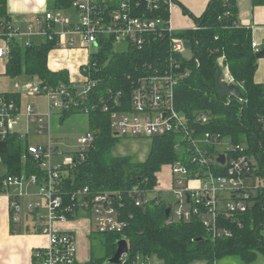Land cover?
<instances>
[{
    "label": "built area",
    "instance_id": "1",
    "mask_svg": "<svg viewBox=\"0 0 264 264\" xmlns=\"http://www.w3.org/2000/svg\"><path fill=\"white\" fill-rule=\"evenodd\" d=\"M141 1L71 0V7L77 12L75 18L60 11L45 10L41 16L28 21L25 35L42 36L53 41L57 47L81 46L85 50L86 59L78 66L81 86H49L30 82L24 95H43L47 99L45 113L34 112V107L29 103L20 111L19 104L0 94V141L6 142L12 135L21 116L28 122L35 123L36 133H46L49 137V119L54 110L86 115L98 110L108 115L110 131L119 137H152L169 132L178 133L195 147L192 163H196L198 169L190 172L179 162L170 164L168 189H159L158 182L150 191L133 186L130 195L134 205L141 206L152 199L155 202L163 199L169 204L168 219L171 221L189 220L196 216L213 240L221 236L228 237L231 231L219 225V218L224 215L235 222V214L247 210L253 192L263 186V178L255 174L254 158L246 153L243 143L231 144L228 140L224 141L225 137L219 133L208 131L195 135V127L190 125L191 119L178 113L174 90L180 80L189 76L187 70H182L181 59L189 58L183 52L190 49V45L185 48V39L173 35L176 30L169 18L172 0H167V18L152 14L160 10V0H145V10H140ZM0 27L4 28L3 35L6 38L12 39L21 34L2 18ZM55 27H59V31ZM167 35L168 54L158 65L138 63L132 67L134 75L125 74L129 81L127 98L122 99L125 93L121 88L108 87L104 91H98L101 78L98 75L95 78L91 76L90 66L96 68L98 62L92 61V58L98 55L106 43H110L114 50L131 49L142 52L152 42ZM61 37H66L65 42ZM30 44L29 41L25 42V46ZM121 44L125 47H121ZM251 46L255 52L259 50L256 42L252 41ZM8 53V46L0 47V57L7 56ZM222 70L223 81L233 83L228 68ZM94 92L95 97L92 98ZM193 121L205 123L207 117L204 113H199L194 116ZM256 122L264 133V112L257 114ZM24 135L18 134L17 139H22ZM94 140V132L87 130L79 136L77 149L58 164L53 162L58 151L54 149L50 139L45 145H28L27 151L37 162L42 174L21 173L0 177V193L8 197L12 222L21 223L27 218L32 230L47 237V245L33 252L36 264H83L77 259L75 236L67 231L56 230L53 226L56 220H69V217H75L82 211L93 215L94 229L98 233H121L125 228L126 223L120 218L112 192H91L87 185L71 189L61 186L58 169L61 166L73 167L82 162ZM200 143L212 145L215 152L208 154L207 150H200ZM222 146L223 150H218ZM221 153L224 154L223 163L217 161ZM219 164H222V172L215 173L212 167L221 166ZM25 184L37 187L36 193L32 194L34 198L28 200L26 205L22 202V198L28 195L22 188ZM12 188H17V191L12 192ZM43 206L45 211H42ZM148 258L136 254L130 259L127 250L119 257V263L113 264H148Z\"/></svg>",
    "mask_w": 264,
    "mask_h": 264
},
{
    "label": "trees",
    "instance_id": "2",
    "mask_svg": "<svg viewBox=\"0 0 264 264\" xmlns=\"http://www.w3.org/2000/svg\"><path fill=\"white\" fill-rule=\"evenodd\" d=\"M70 1L53 0V7H69ZM251 2L252 5L264 4V0ZM167 3V0H160V10L152 14L167 18ZM139 7L140 10L146 9L145 0L139 3ZM183 13L187 11L183 10ZM0 15L8 19L4 0H0ZM192 17L195 28L173 33L189 41L192 53L188 59H181L182 70H187L189 76L180 80L175 87L176 109L179 114L191 119L190 125L195 127V135L208 131L219 133L231 144L243 143L246 153L254 157V171L263 178V186L255 191L256 195L251 197L247 210L235 214V222L224 215L219 218V225L229 229L231 235L214 240L205 231L199 217L192 216L189 220L181 221L168 219L165 211L169 204L163 199L159 202L152 199L144 205L135 206L130 195L131 188L138 186L145 191L152 190L162 166L179 162L190 172L197 170L199 166L192 163L195 147L178 133L169 132L148 138L150 147L144 161H135L129 154L116 155L113 150L120 137L111 133L107 114L93 111L88 123L89 129L94 132V144L82 162L58 169L61 186L71 189L87 185L91 192H112L120 218L126 225L121 233L102 234L100 242L104 247L103 254L97 257L91 249L90 261L86 264H103L106 258L113 255L115 241L120 237L127 241L130 259L136 254L147 257L155 255L163 264H190L196 259H205L207 264H212L223 257H236L242 263L250 264L257 255L264 257V133L256 122L257 114L264 112V83L254 80L258 58L251 46V29L239 22L236 0H208L203 12L198 17ZM168 40L167 35L152 42L142 52L131 49L114 51L110 43H106L92 58V61L98 62L96 68L90 66L91 76L101 78L98 91L108 87L121 88L125 93L122 99L127 98L129 81L125 74L132 73V67L138 63L158 65L168 54ZM8 45L6 70L9 75L25 73L41 84L70 85L65 70L51 71L47 67V53L53 48V41L46 39L22 46L9 39ZM217 65L221 69L228 68L233 84L243 94L242 98L234 95L220 98L217 95L214 87ZM0 94L19 104L20 97L15 93ZM199 113L206 115L205 123L193 121ZM6 143L7 150L0 153L6 167L4 176L42 174L37 162L19 139L9 137ZM198 148L207 150L208 154L215 152L209 144L200 143ZM219 165L212 167L215 173L222 172V164ZM72 218L69 217V220Z\"/></svg>",
    "mask_w": 264,
    "mask_h": 264
},
{
    "label": "crops",
    "instance_id": "3",
    "mask_svg": "<svg viewBox=\"0 0 264 264\" xmlns=\"http://www.w3.org/2000/svg\"><path fill=\"white\" fill-rule=\"evenodd\" d=\"M208 0H172L171 9L169 12V18L171 24L175 30L182 31L186 29H192L195 27L192 16H199L207 5ZM237 5V16L238 20L242 25L248 26L251 29V38L252 41L256 42L258 48L261 49L264 47V4L252 5L251 0H236ZM71 7L65 8H54L53 0H4V9L8 19H4L2 15L0 18L9 22L11 27L17 28L20 35H17L12 38V40L17 41L22 46H25V42L29 41L30 43H40L44 42L46 39L42 36H28L25 35L26 24L28 21L33 20L35 17L41 16L45 10L49 11H60L64 15H69L70 13H65ZM183 10H186L187 13H183ZM73 15L77 16V12ZM175 15V17H173ZM73 18L72 16H70ZM193 21L192 23H186ZM55 30L59 31V27H55ZM4 28L0 27V47H7L8 41L11 38H6L3 35ZM62 41L65 42L66 37H61ZM111 49L114 48L111 46ZM115 51V50H114ZM121 51V50H116ZM86 59L85 50L81 46H74L71 48H62L53 45L47 53V67L51 71H61L65 70L68 73V84H73L78 87L81 86L80 80L81 74L79 69V64H83ZM7 56L0 57V93H15L20 97L19 107L22 100H25V95L15 86L12 88V79L17 81L18 77L21 75L27 74L22 73L17 76H12L7 73ZM32 78V77H30ZM37 83H40L35 79ZM79 80V81H78ZM254 80L256 83H264V56L257 59V68L254 73ZM46 105L44 106L45 110L42 113H45L47 110V99L45 98ZM82 114L86 116V123L83 130L80 132L81 136L84 132L89 130V115L79 113V112H70L66 114L60 110H54L50 115L49 119V137L46 133L38 134L36 133V125L34 122H28L24 116L19 118L18 124L15 126L14 132L10 136L17 138L18 134H25L20 142L23 147L34 144L45 145L50 139L51 144L54 149L58 151L57 154L53 157L54 163H60L61 161V152L59 151L58 146L61 144L59 141V134L56 132L51 133V127L54 125L60 126L62 121L68 117V115ZM58 123V124H57ZM23 129V130H22ZM26 132V133H25ZM33 135L37 138L41 135L44 136V141L39 142H29V137ZM78 136V138H79ZM78 140V139H77ZM7 145V143H6ZM8 145L6 147V150ZM75 150V149H74ZM218 150H223V146ZM74 152V151H73ZM71 152L70 154H72ZM4 153V152H3ZM60 153V155H59ZM68 153V152H67ZM59 157L56 161L55 158ZM1 159V157H0ZM2 161V160H1ZM3 162V161H2ZM4 165V163H3ZM163 172L162 178L158 177L160 172L157 173V180L160 183L159 189L167 190L169 186V169ZM5 167V165H4ZM6 172V167L1 176H4ZM194 183V182H193ZM195 184V183H194ZM23 190L28 193L27 196L22 198L23 204L26 205L28 200H32L34 196L32 194L36 193L37 187L25 184ZM17 191V188H12V192ZM164 193V192H163ZM25 208V207H24ZM42 211H45V207H41ZM27 211V210H25ZM93 215L91 218H88L87 212H78L75 217L66 221L56 220L53 224L56 230H63L72 233L75 236V241L77 245V259L80 263L86 264L90 261V255L87 260L83 261L82 254L85 249H90L91 247V235L93 233ZM19 224V225H18ZM122 238V237H120ZM47 237L44 234H38L37 231L32 230L29 226L28 219L26 218L21 223H15L11 220V213L8 206V197L6 194L0 193V264H36L35 259L33 258V251L37 248H43L47 245ZM262 255H257L256 259L250 264H264L262 260H258ZM263 257V256H262ZM260 261V262H259ZM264 261V257H263ZM234 262L233 257H223L214 261L212 264H228ZM241 263V262H239ZM148 264H163V261L158 259L155 255H152L148 258ZM190 264H207L205 259H196Z\"/></svg>",
    "mask_w": 264,
    "mask_h": 264
},
{
    "label": "rangeland",
    "instance_id": "4",
    "mask_svg": "<svg viewBox=\"0 0 264 264\" xmlns=\"http://www.w3.org/2000/svg\"><path fill=\"white\" fill-rule=\"evenodd\" d=\"M65 13H70V16H72L73 18L77 17L76 15H73V13H75V10L73 8H69L68 11ZM173 17H175V15ZM192 22L193 21H189L186 23L189 24ZM120 46L125 47L124 44H121ZM183 54L187 57H191L192 53H191L190 49H186V50H184ZM12 81H13L12 88H13L14 84L16 83L15 86L23 94L26 91L28 84L30 82L37 83V81L35 79H32V78L27 77L25 75H21L20 77H18L17 81L15 79H12ZM27 103L31 104L34 107V112L42 113L45 110L44 106L46 105V103H45V97L43 95H36L33 93L27 94L25 97V100L21 101L20 111H22L25 108ZM61 123L62 124L59 127L56 126L55 128H54V125H52L51 133L56 132L59 134V141L61 142V144L58 146V148H59V151L62 153L61 156H59V157H61L60 161L63 162L65 160V158L71 152H73L77 149V139H78L80 132L83 130L85 123H86V116L85 115L83 116L82 114L68 115V117H66ZM148 138L149 137H120L119 142L114 147L113 153L116 155L129 154L133 157V159L135 161H144L148 152H149V147H150V140ZM223 140L226 141L227 138H224ZM29 142L30 143H32V142H39V143L45 142L44 136L41 135L37 138L36 136L31 135L29 137ZM59 157H56L55 160L59 161V160H57ZM169 165L170 164H167V166H169ZM253 165L254 166L256 165L255 161H253ZM4 170H5V167L3 165V162L0 159V175L3 174ZM165 171H167V167L162 166L161 170H160V174L158 176L160 178V180L162 178L163 172H165ZM157 182H158V180H157ZM159 185L160 184H158V186ZM253 195H256L255 191L253 192ZM169 199L173 200L172 197H170ZM169 212H170V210H169ZM87 215H88V218L92 217V214L90 212H88ZM168 215H169V213H168ZM92 223H93V226H95L94 221ZM37 233L41 234L39 232H37ZM101 237H102L101 233H98L96 230L93 231V233L91 235V240H90V243H91L90 247L91 248L87 249V250L85 249L84 253L82 254V256H83L82 260L83 261L88 259L89 255L91 254V249H93V251L97 257H99L100 255L103 254L104 247L101 246V242H100ZM111 251H112V249H111ZM233 260H234V262L228 263V264H244L236 257H233ZM258 260H260V261L262 260V262H264L262 256H260ZM239 262H241V263H239ZM254 264H257V263H254Z\"/></svg>",
    "mask_w": 264,
    "mask_h": 264
},
{
    "label": "water",
    "instance_id": "5",
    "mask_svg": "<svg viewBox=\"0 0 264 264\" xmlns=\"http://www.w3.org/2000/svg\"><path fill=\"white\" fill-rule=\"evenodd\" d=\"M184 47L188 48L189 41L184 40L183 41ZM256 58H260L264 56V47L261 48L260 50L256 51L255 53ZM214 87L216 90L217 95L220 98L227 97L229 95H234L236 97L242 98L243 94L240 91L239 87L233 83L227 84L223 81V72L222 69L220 68L219 65L216 66V71L214 74ZM115 137H119L118 134L114 133L113 134ZM6 142L0 141V153H3L6 151ZM217 161L223 163L224 161V154H219L217 157ZM166 216L169 213V209H166ZM115 251L112 256L106 258L103 262V264H113V263H119V257L121 256L122 253L126 252L128 250V245L127 241L125 238H118L115 241Z\"/></svg>",
    "mask_w": 264,
    "mask_h": 264
}]
</instances>
